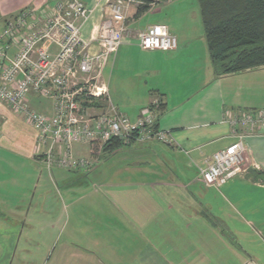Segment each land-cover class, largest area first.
<instances>
[{
  "label": "crops",
  "instance_id": "obj_1",
  "mask_svg": "<svg viewBox=\"0 0 264 264\" xmlns=\"http://www.w3.org/2000/svg\"><path fill=\"white\" fill-rule=\"evenodd\" d=\"M60 1L71 0H0V33L21 12ZM80 1L92 11L81 37L94 52L115 0ZM137 9L124 6L127 38L101 71L108 95L91 112L135 122L150 108L168 142L100 156L76 144L89 168L48 170L34 126L0 103V257L40 264L34 259L61 241L48 264H264V183L244 173L217 186L200 178L216 152L239 141L233 120L264 111V67L215 77L198 0H160L140 17ZM156 24L176 36L175 51L138 45ZM28 103L54 114L49 98L32 93ZM245 149L251 171L264 174V130L249 133Z\"/></svg>",
  "mask_w": 264,
  "mask_h": 264
},
{
  "label": "built area",
  "instance_id": "obj_2",
  "mask_svg": "<svg viewBox=\"0 0 264 264\" xmlns=\"http://www.w3.org/2000/svg\"><path fill=\"white\" fill-rule=\"evenodd\" d=\"M131 2L115 0L111 5L95 38L98 50L94 52L81 37V24L92 11L80 0L67 1L54 11L48 7L23 11L0 33V103L34 126L48 170L89 168L88 160L75 156L76 144L98 153L116 141L125 146L168 142L169 134L156 128L157 115L150 108L133 122L115 112L94 114L92 107L84 106L108 95L100 82L101 71L127 38L124 6ZM138 45L147 51L171 52L178 48V41L167 25L156 24L139 34ZM32 93L53 101L52 116L31 109ZM232 124L243 130L239 141L216 152L200 170L207 186L223 184L247 171L245 138L264 130V111L242 114Z\"/></svg>",
  "mask_w": 264,
  "mask_h": 264
},
{
  "label": "trees",
  "instance_id": "obj_3",
  "mask_svg": "<svg viewBox=\"0 0 264 264\" xmlns=\"http://www.w3.org/2000/svg\"><path fill=\"white\" fill-rule=\"evenodd\" d=\"M123 1L137 3L136 16L140 17L160 0ZM198 3L215 77L264 67V0H198ZM98 101L84 106L94 107ZM156 128H159L158 118ZM122 146L116 141L107 150ZM255 175L254 181L264 183L263 173Z\"/></svg>",
  "mask_w": 264,
  "mask_h": 264
},
{
  "label": "rangeland",
  "instance_id": "obj_4",
  "mask_svg": "<svg viewBox=\"0 0 264 264\" xmlns=\"http://www.w3.org/2000/svg\"><path fill=\"white\" fill-rule=\"evenodd\" d=\"M65 2H66V1L56 2V3L53 4V5H49L48 8H51L50 10L54 11V10H56L60 5H63ZM45 8H46V7H45ZM81 77H82V76H81ZM98 104L100 105V104H101V101H100V102H99V101L96 102L94 105L98 107ZM102 104H103V103H102ZM94 114H95V113H94ZM105 149H107V147L104 148V149H102L100 152H98L97 155L100 156L101 153H103V151H105ZM244 167L248 168L247 171L244 173L245 175L250 176L252 179H253L254 177H256V175H255V171H254V173H252V171H251V169H250V165H249L248 163L245 164ZM256 174H257V172H256ZM62 246H63V242H61V241H60V242H57V243L55 244V246L53 247V249L51 250V253L48 252V255L45 254L46 256L44 255V252L41 253L40 256L38 255L37 258L34 259L35 262L40 263V264H48V263H49V256L53 253V251H54L55 248H56V251H55V253H54V255H53L52 259H51V263L54 262V261L56 260V255H57L58 251H61ZM30 247H31V249H32V245H31V244H30ZM59 253H60V252H59ZM7 261H8L7 259H4V258H1V257H0V264H10V263H11V264H18V260H17L16 258L14 259V257H13V259L9 260L8 262H7ZM29 262H30V261H29Z\"/></svg>",
  "mask_w": 264,
  "mask_h": 264
}]
</instances>
